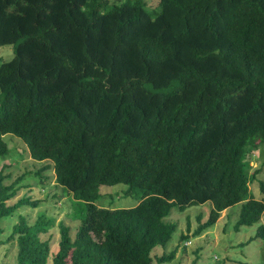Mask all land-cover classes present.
I'll return each mask as SVG.
<instances>
[{
  "label": "trees",
  "instance_id": "trees-1",
  "mask_svg": "<svg viewBox=\"0 0 264 264\" xmlns=\"http://www.w3.org/2000/svg\"><path fill=\"white\" fill-rule=\"evenodd\" d=\"M149 6L0 0V46H13L12 58L0 63V159L11 154L2 135L21 139L31 159L48 161L32 173L43 179L41 171L53 169L79 222L73 237L59 222L54 252L40 234L55 218L43 213L30 223L20 215L0 240L16 243L15 264L166 263L189 235L151 256L176 231L164 218L173 206L207 201L212 207L205 220L197 217L192 237L240 203L234 229L257 224L246 242L264 240V200L249 188L258 181L264 193V0ZM255 152L261 167L251 171ZM6 168L0 220L42 202L24 193L8 204L18 188ZM115 184L126 186L124 194L139 192L137 204L96 205L100 187Z\"/></svg>",
  "mask_w": 264,
  "mask_h": 264
},
{
  "label": "rangeland",
  "instance_id": "rangeland-1",
  "mask_svg": "<svg viewBox=\"0 0 264 264\" xmlns=\"http://www.w3.org/2000/svg\"><path fill=\"white\" fill-rule=\"evenodd\" d=\"M147 3L152 5L149 6L152 9L158 7V0H147ZM12 56V45L0 46V63L11 59ZM2 139L7 143L11 154L0 159V167L7 166L5 171L8 175L9 173L11 175L7 182H16L15 187L18 188L16 194L7 203L13 204L24 193L40 198L42 202L37 207L22 206L11 215L1 218L0 226L3 231L0 233V240H5L11 234L12 227L18 221L20 215H23L28 222L33 223L39 214L45 213L48 218H55L54 226L48 232L41 233L40 236L42 239L48 238L51 241V251L55 252L59 241V222L70 226V236L72 237L75 235L79 224L78 220L70 214L72 210L71 203L74 205L72 194L61 185L56 186L55 173L52 168L41 171L42 175L46 176L43 179H39L32 173L34 169L37 171L48 161L38 162L31 159L27 149L22 148L24 144L21 139L9 133L2 135ZM259 155L258 152L253 154L250 160L251 171L253 168L261 167V157ZM262 168L263 172L258 177L264 181V167L262 166ZM19 175H22V178L16 181ZM125 188L126 186L123 184L101 186V196L95 201L96 205L107 208H123L136 205L140 199L139 192L124 194L123 190ZM249 188L256 199L264 200V193L261 192L258 181L250 183ZM117 192L119 193L116 194ZM54 193L56 196L61 195L60 199L56 200L53 197ZM211 207L210 201L191 205L183 211L173 206L164 220L175 223L176 231L165 247H154L151 256H160L164 252L168 253L178 244L179 240L177 238L183 233L188 234L189 239L179 243L174 259L160 264H220L217 263V257L224 261L222 264H264V240L256 238L246 242L255 235L257 224L241 226L239 230L234 229V224L239 216L240 203L221 211L213 226L202 231L198 236L192 237V232L199 223L197 217L199 216L201 221L205 220ZM261 221L264 223V216ZM52 253L48 258L49 262ZM16 254L17 245L13 239L0 244V264H15Z\"/></svg>",
  "mask_w": 264,
  "mask_h": 264
}]
</instances>
